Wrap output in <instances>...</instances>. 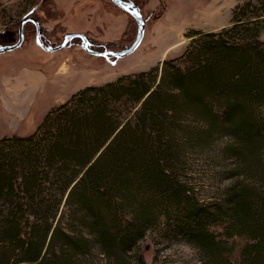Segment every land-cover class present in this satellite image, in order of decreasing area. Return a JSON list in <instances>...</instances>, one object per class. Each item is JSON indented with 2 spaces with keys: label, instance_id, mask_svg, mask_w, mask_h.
I'll list each match as a JSON object with an SVG mask.
<instances>
[{
  "label": "trees",
  "instance_id": "16d2710c",
  "mask_svg": "<svg viewBox=\"0 0 264 264\" xmlns=\"http://www.w3.org/2000/svg\"><path fill=\"white\" fill-rule=\"evenodd\" d=\"M260 2L0 138V264H146L148 235L201 264H264ZM201 164L221 184L207 198L190 175Z\"/></svg>",
  "mask_w": 264,
  "mask_h": 264
},
{
  "label": "rangeland",
  "instance_id": "374dc122",
  "mask_svg": "<svg viewBox=\"0 0 264 264\" xmlns=\"http://www.w3.org/2000/svg\"><path fill=\"white\" fill-rule=\"evenodd\" d=\"M133 1L145 20L143 36L131 54L115 61L111 56L86 53L79 38L69 40L63 49L45 52L35 43L33 24L25 25L21 46L0 54V138L32 132L47 111L78 90L160 65L163 59L182 53L190 41L186 36L190 30L218 31L231 24L236 7L247 2L260 7L261 3L260 0ZM27 14L40 23L42 35L52 45H58L66 33H79L96 45L104 44L107 50L117 51L131 44L137 32L133 18L110 0H0V46L16 42L19 22ZM259 38L264 41V29ZM190 175L201 198L212 196L215 187L221 185L208 178L202 164ZM153 238L148 235L139 244L146 264H201L190 246L166 244ZM101 259L98 262L103 263Z\"/></svg>",
  "mask_w": 264,
  "mask_h": 264
},
{
  "label": "water",
  "instance_id": "95a60500",
  "mask_svg": "<svg viewBox=\"0 0 264 264\" xmlns=\"http://www.w3.org/2000/svg\"><path fill=\"white\" fill-rule=\"evenodd\" d=\"M111 3L122 10L123 12L127 13L129 16L133 18V20L136 23L137 26V32L134 40L132 41L131 44L128 46H125L121 50L117 51H111V50H105V51H96L93 48L90 47V44L88 42V39L86 38L85 35L79 34V33H66L63 35L61 42L58 45H52L51 43H44L42 40V33L40 30V23L34 19L33 17H25L19 22L18 26V35H17V40L15 43L11 45H5V46H0V54L4 52H10L18 47L21 46V44L24 41V34H23V26L25 23L30 22L33 24L35 27V43L38 47H40L43 51L45 52H55L60 49H63L66 47V44L69 40L79 38L81 40V46L83 50L91 55L95 56H102V57H108L111 56L113 60H117L119 58H122L124 56H127L131 54L140 44L142 36H143V31H144V25H145V20L142 17V14L140 12V9L138 5L134 2L130 1H125V0H110Z\"/></svg>",
  "mask_w": 264,
  "mask_h": 264
},
{
  "label": "flooded vegetation",
  "instance_id": "af4514ba",
  "mask_svg": "<svg viewBox=\"0 0 264 264\" xmlns=\"http://www.w3.org/2000/svg\"><path fill=\"white\" fill-rule=\"evenodd\" d=\"M28 16H30L29 14H27V17ZM42 40L44 41V43H51L50 41H48L47 40V38L45 37V36H43L42 35ZM88 42H89V44H90V47L92 46L93 48H102V50L101 51H105V50H107L106 49V45H104V44H100V45H96V44H94L93 42H91L90 40H88Z\"/></svg>",
  "mask_w": 264,
  "mask_h": 264
}]
</instances>
